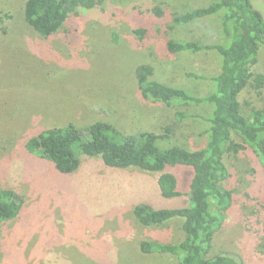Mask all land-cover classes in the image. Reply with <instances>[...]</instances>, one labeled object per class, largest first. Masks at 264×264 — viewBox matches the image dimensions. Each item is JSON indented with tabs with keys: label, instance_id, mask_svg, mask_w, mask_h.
Masks as SVG:
<instances>
[{
	"label": "rangeland",
	"instance_id": "1",
	"mask_svg": "<svg viewBox=\"0 0 264 264\" xmlns=\"http://www.w3.org/2000/svg\"><path fill=\"white\" fill-rule=\"evenodd\" d=\"M208 1L100 0L97 9L80 21L79 39L71 49L61 36L45 40L33 34L22 19V0H0V7L12 15L4 19L6 33L0 35V188H12L25 198L19 219L10 221L1 234L0 264H178V255L162 254L156 248L144 253L140 243H178L183 237L180 219L143 224L132 209L140 203L182 207L187 198H164L155 175L109 168L98 156L81 154L75 172L58 174L48 159L31 153L27 136L48 124L72 121L84 127L108 115L123 132L139 131V125L158 129L161 119L174 110L140 96L134 68L141 63L153 65V78L195 95L207 94L212 88L210 77L219 67L216 53L169 54L162 42L166 37L218 42L219 15L183 28H167L174 14ZM253 4L264 16V0ZM154 5L162 19H153L144 44L134 46L131 6ZM256 72L264 75V47ZM177 108L196 113L209 109ZM251 108H264V87L259 94L251 90L244 94L242 113L248 116ZM177 126L183 146L207 144L203 121L187 118ZM157 145L166 148L170 142L160 139ZM228 168L226 184L240 201L225 216L213 249L234 257L238 264H264L263 167L247 149L230 155ZM172 171L177 188L187 191L191 173L182 167Z\"/></svg>",
	"mask_w": 264,
	"mask_h": 264
},
{
	"label": "trees",
	"instance_id": "2",
	"mask_svg": "<svg viewBox=\"0 0 264 264\" xmlns=\"http://www.w3.org/2000/svg\"><path fill=\"white\" fill-rule=\"evenodd\" d=\"M209 1L207 5L174 14L167 28H183L200 19L219 15L218 42L173 37H166L162 42L169 54L216 53L219 67L210 77L212 88L207 94L195 95L184 87L153 78V65L141 63L134 68L140 96L152 104L174 110L172 115L161 119L158 129L151 131L146 129L147 126L139 125V131L123 132L108 115L84 127L72 121L48 124L27 136L31 153L48 159L58 174L75 172L81 154L98 156L106 167L128 171L140 169L155 175L159 194L164 198H187V204L182 207L157 208L140 203L132 209L135 218L143 224L180 219L183 237L178 243H140L144 253L156 248L162 254L178 255V264H238L234 257L213 249L216 233L225 216L240 201L226 184L228 158L250 149L264 170V108H251L248 116L241 110L244 94L248 90L259 94L264 87V75L256 72L260 47H264V16L254 6V0ZM99 3L100 0H22L19 6L23 21L35 36L45 40L61 36L62 41L74 49L79 39L80 21L94 12ZM139 6L131 7L132 13L140 15V19L130 16L135 25L132 29L135 37L131 41L137 47L144 44L146 32L153 30V19L157 18L158 22L162 19L159 6ZM5 18L8 20L12 15L0 7V35L6 33ZM100 104L109 111L108 105ZM178 105H204L209 109L205 113H196L179 110ZM187 118L205 123L203 133L208 141L204 147L183 146L178 141L177 123ZM160 139L169 141L170 145L159 147L157 141ZM174 167H182L191 173L187 191L177 188ZM24 207L25 198L17 190L0 188V259L3 251L1 234L10 221L19 219Z\"/></svg>",
	"mask_w": 264,
	"mask_h": 264
}]
</instances>
